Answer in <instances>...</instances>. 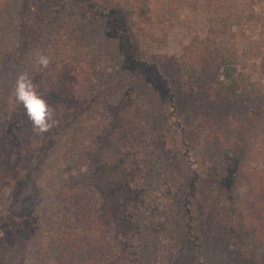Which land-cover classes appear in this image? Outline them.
I'll use <instances>...</instances> for the list:
<instances>
[{"label": "rangeland", "instance_id": "374dc122", "mask_svg": "<svg viewBox=\"0 0 264 264\" xmlns=\"http://www.w3.org/2000/svg\"><path fill=\"white\" fill-rule=\"evenodd\" d=\"M0 264H264V0H0Z\"/></svg>", "mask_w": 264, "mask_h": 264}, {"label": "clouds", "instance_id": "9594fccd", "mask_svg": "<svg viewBox=\"0 0 264 264\" xmlns=\"http://www.w3.org/2000/svg\"><path fill=\"white\" fill-rule=\"evenodd\" d=\"M36 63L41 68H47L50 59L46 55H38ZM13 96L16 105L23 109L25 116L39 132H47L52 127V109L37 90V86L27 73H20L13 86Z\"/></svg>", "mask_w": 264, "mask_h": 264}, {"label": "trees", "instance_id": "16d2710c", "mask_svg": "<svg viewBox=\"0 0 264 264\" xmlns=\"http://www.w3.org/2000/svg\"><path fill=\"white\" fill-rule=\"evenodd\" d=\"M119 47L121 48V50H122V52H124L126 55H128L129 53H128V51H127V49H126V46H125V43H124V41L121 39L120 40V42H119ZM129 56V55H128ZM233 70L232 69H230V68H228L227 66L225 67V76L224 77H226V79H230V73L232 72ZM230 72V73H229ZM228 91H227V93L229 94L228 96H233V93H234V91H233V89L231 88V87H229V89L228 88H226ZM12 123H14V122H12ZM45 151H43V149H39L38 151H37V153H36V155L37 156H40L41 154H43ZM11 174H14V177H16V178H22V176H23V174H24V171L22 170V169H16V170H14L13 172H11ZM119 187H121L120 186V183H119V186L117 187V193H115L112 197L111 196H109L108 194H105V199H106V202H105V204H102V205H100V207L102 208V210H100V211H102L103 212V209L105 208L106 209V212L110 215V219H111V213H113L114 212V210H116L117 209V207H119V204H118V201L121 199V198H123V195L121 194V190H120V188ZM107 191H109L108 189L106 190V192ZM103 220V219H102ZM87 222V221H86ZM85 222V223H86ZM100 222H101V218L100 219H97V218H95L94 220H92L91 222H89V223H87V225L88 226H90L91 227V225H92V227L91 228H93V226L95 225V226H98L99 224H100ZM108 223L109 222H107L106 224V229H107V232L109 233V228H108ZM111 223V222H110ZM91 245V244H90ZM241 245H243V243L242 242H240L239 243V246H241ZM244 246V245H243ZM86 247V246H85Z\"/></svg>", "mask_w": 264, "mask_h": 264}]
</instances>
